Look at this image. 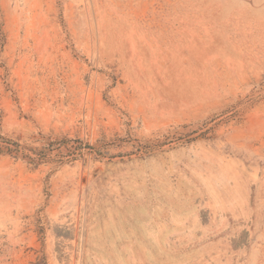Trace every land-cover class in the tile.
<instances>
[{"label": "rangeland", "instance_id": "1", "mask_svg": "<svg viewBox=\"0 0 264 264\" xmlns=\"http://www.w3.org/2000/svg\"><path fill=\"white\" fill-rule=\"evenodd\" d=\"M0 264H264V0H0Z\"/></svg>", "mask_w": 264, "mask_h": 264}]
</instances>
